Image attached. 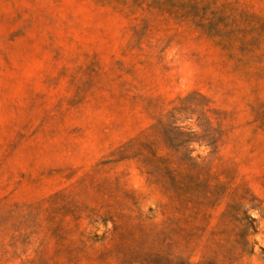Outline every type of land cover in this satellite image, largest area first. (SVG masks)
Segmentation results:
<instances>
[{"label": "rangeland", "instance_id": "obj_1", "mask_svg": "<svg viewBox=\"0 0 264 264\" xmlns=\"http://www.w3.org/2000/svg\"><path fill=\"white\" fill-rule=\"evenodd\" d=\"M0 264H264V0H0Z\"/></svg>", "mask_w": 264, "mask_h": 264}]
</instances>
